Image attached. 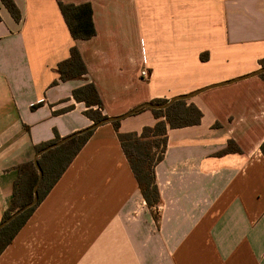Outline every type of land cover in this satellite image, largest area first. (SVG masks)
I'll use <instances>...</instances> for the list:
<instances>
[{
    "label": "crops",
    "instance_id": "1",
    "mask_svg": "<svg viewBox=\"0 0 264 264\" xmlns=\"http://www.w3.org/2000/svg\"><path fill=\"white\" fill-rule=\"evenodd\" d=\"M0 1V222L17 168L35 148L92 125L73 90L93 83L117 117L261 69L264 0ZM90 3L96 35L74 40L58 2ZM76 47L86 81L61 82ZM143 71L149 74L142 79ZM197 126L168 131L156 166L160 204L148 208L112 124L96 129L0 255V264H264V80L254 77L187 101ZM150 110L120 121L138 133ZM229 141L242 154L217 156ZM154 213L158 219L154 217Z\"/></svg>",
    "mask_w": 264,
    "mask_h": 264
},
{
    "label": "trees",
    "instance_id": "2",
    "mask_svg": "<svg viewBox=\"0 0 264 264\" xmlns=\"http://www.w3.org/2000/svg\"><path fill=\"white\" fill-rule=\"evenodd\" d=\"M0 1L10 16L16 22H20L21 13L15 2L13 0ZM58 5L74 40H89L96 35L90 3L86 2L75 5L73 3L59 1ZM1 22L2 19L0 17V23ZM262 66L264 67V60L262 61ZM57 72L61 82L87 80L86 76L88 70L76 47H72L69 51V57L58 64ZM260 78L264 80V75H261ZM72 97L77 103H83L85 105L86 110L84 111V115L93 123H97L106 118V116L102 114L103 104L97 88L93 83H86L73 90ZM164 102L166 101L155 100L152 103L160 104ZM145 110H150L154 114L157 122L152 127L143 128L140 134L120 133V122H114L112 125L117 132L123 152L148 208L155 209L161 201L156 184L155 169L164 159L168 143V131L197 126L200 124L203 114L194 104H188L187 101H178L165 111L138 108L135 115ZM93 132L79 136L43 154L39 158L38 162L43 171V179L38 188V203L0 232V255L6 247L11 244L36 208L60 180L92 136ZM59 140L60 139H56L52 142L37 146L35 148L36 153ZM260 150L264 157V142ZM228 154H242V150L234 141H229L227 146L217 153V156ZM17 172L18 176L14 182L12 200L9 208L3 215L2 221L25 207L34 198V187L38 182L39 172L33 161L20 165L17 168ZM157 216L158 215L154 213L156 219H158Z\"/></svg>",
    "mask_w": 264,
    "mask_h": 264
},
{
    "label": "water",
    "instance_id": "3",
    "mask_svg": "<svg viewBox=\"0 0 264 264\" xmlns=\"http://www.w3.org/2000/svg\"><path fill=\"white\" fill-rule=\"evenodd\" d=\"M261 75H264V67H262L261 69L257 70V71H254L248 75H244L242 77H239L237 79H234V80H231V81H227L225 83H220V84H216V85H212L210 87H206V88H203V89H200L198 91H195L193 93H190V94H186V95H180V96H177V97H174L170 100H167L166 102L164 103H160V104H154V103H145L143 105H140L139 107L135 108V109H132L131 111L123 114V115H120V116H117V117H106L105 119L97 122V123H92L91 126L81 130V131H77L67 137H64L62 139H60L58 142L56 143H53L49 146H47L46 148L42 149L41 151L37 152L35 157H34V160H33V163L35 165V167L37 168L38 172H39V179H38V182L37 184L35 185L34 187V198L33 200L27 204L25 207H23L22 209L16 211L15 213H13L12 215H10V217H8L7 219L3 220L0 222V232L5 229L8 225H10L14 220H16L19 216H21L23 213H25L27 210L31 209L32 207H34L37 203H38V200H39V195H38V188L42 182V179H43V171L40 167V164L38 162L39 158L53 150V149H56L64 144H66L67 142L79 137V136H82V135H85L89 132H93L95 131L96 129H98L99 127L101 126H104L106 124H112L114 122H120L128 117H131L133 115H135L136 111L138 110V108H149V109H153V110H157V111H165L167 109H169L171 106H173L176 102L178 101H189L191 99H193L194 97L198 96L199 94L207 91V90H210L212 88H216V87H220V86H225V85H228V84H232V83H235V82H239V81H243V80H247V79H250V78H254V77H260Z\"/></svg>",
    "mask_w": 264,
    "mask_h": 264
},
{
    "label": "rangeland",
    "instance_id": "4",
    "mask_svg": "<svg viewBox=\"0 0 264 264\" xmlns=\"http://www.w3.org/2000/svg\"><path fill=\"white\" fill-rule=\"evenodd\" d=\"M263 133H264V125L259 126V128H257V129H254V132H253L251 138L247 140V143L250 144V143L254 142L255 138L257 136H259L260 134L262 135Z\"/></svg>",
    "mask_w": 264,
    "mask_h": 264
},
{
    "label": "built area",
    "instance_id": "5",
    "mask_svg": "<svg viewBox=\"0 0 264 264\" xmlns=\"http://www.w3.org/2000/svg\"><path fill=\"white\" fill-rule=\"evenodd\" d=\"M141 78H142V79H148V78H149V74H148V72H147V71H143V72H142V75H141Z\"/></svg>",
    "mask_w": 264,
    "mask_h": 264
}]
</instances>
